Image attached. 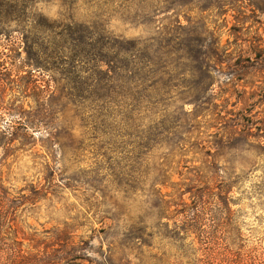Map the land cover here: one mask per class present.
Instances as JSON below:
<instances>
[{
    "label": "rangeland",
    "instance_id": "374dc122",
    "mask_svg": "<svg viewBox=\"0 0 264 264\" xmlns=\"http://www.w3.org/2000/svg\"><path fill=\"white\" fill-rule=\"evenodd\" d=\"M247 4L237 0L222 10L167 12L147 25L129 24L120 0L100 10L110 12L112 35L145 41L151 55L159 50L168 62H181L186 54L187 19L210 32L204 44L214 42L211 90L195 105L175 104L183 118L180 141L171 153L166 147L153 153L143 184L172 199L187 186H206L211 194L228 188L222 242L253 256L264 250V12ZM94 10L80 1L71 8L79 22ZM61 12L58 1L39 0L29 16L51 23ZM32 33L13 22L0 23V128L19 117L37 124L27 131L30 144L22 146L21 139L0 147V183L16 206L8 210L10 229L0 233V264H193L194 235L184 241L187 256L181 261L174 220L157 222L151 201L143 205L141 242H132L128 200L106 191L104 202L88 201L90 192L69 181L80 178L89 164L71 163L48 136L69 123L74 140L81 139L82 130L63 97V72L53 71L42 54L48 43L43 36L51 33L43 39ZM35 62L42 70L31 65ZM161 172L164 183L156 185Z\"/></svg>",
    "mask_w": 264,
    "mask_h": 264
},
{
    "label": "trees",
    "instance_id": "16d2710c",
    "mask_svg": "<svg viewBox=\"0 0 264 264\" xmlns=\"http://www.w3.org/2000/svg\"><path fill=\"white\" fill-rule=\"evenodd\" d=\"M38 1L0 0V23L7 21L32 28L31 35L35 37L37 32L41 37L46 31L51 33L43 36L48 43L47 52L42 54L54 65L53 71L63 72V97L72 118L79 123L82 136L74 140L73 126L69 123L62 132L52 137L49 134L47 142L56 145L71 163L84 160L89 164L79 180L69 181L90 192L88 201L104 202L106 191L128 200L132 242H141L145 229L143 205L149 200L157 222L174 220L181 261L187 256L184 241L193 234L195 241L189 243L193 264H264V250L251 256L231 250L222 242L221 214L227 212L228 188L220 187L216 194H211L206 186H187L183 191L176 190V198L172 199L171 195H164L154 187L147 189L143 184L153 153L162 147L171 153L180 141L183 118L175 104L190 101L195 105L211 90L209 51L214 42L204 44L211 37L210 32L202 26L197 28V21L187 19L186 54L181 62L173 63L166 61L159 50L151 55L145 41L124 40L107 30L110 12L100 8L115 0H56L62 12L51 23L42 16L38 20L29 16ZM79 1L91 10L96 8L84 22H79L71 12ZM120 1L125 4L129 24L147 25L167 12L222 10L237 0ZM247 1L248 7L264 12V0ZM91 50L95 58L89 54ZM31 65L42 70L37 62ZM32 126L37 124L19 117L0 128V147L8 148L21 139H24L22 146L30 144L27 131ZM17 130H21L19 136ZM163 179L161 172L154 182L163 185ZM103 184L105 192L101 190ZM7 196L0 183V233L10 229L8 210L16 207Z\"/></svg>",
    "mask_w": 264,
    "mask_h": 264
}]
</instances>
